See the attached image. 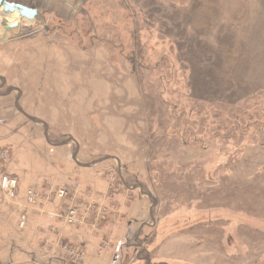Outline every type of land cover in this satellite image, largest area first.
Returning <instances> with one entry per match:
<instances>
[{
    "label": "rangeland",
    "instance_id": "374dc122",
    "mask_svg": "<svg viewBox=\"0 0 264 264\" xmlns=\"http://www.w3.org/2000/svg\"><path fill=\"white\" fill-rule=\"evenodd\" d=\"M77 1L78 16L47 4L60 13L0 20V172L82 187L83 224L56 221L54 239L28 213L21 231L85 248L81 264L125 262L147 234L157 261L264 264V0ZM70 137L80 163L120 168L50 144ZM130 221L142 232L119 251Z\"/></svg>",
    "mask_w": 264,
    "mask_h": 264
},
{
    "label": "built area",
    "instance_id": "2783aa9c",
    "mask_svg": "<svg viewBox=\"0 0 264 264\" xmlns=\"http://www.w3.org/2000/svg\"><path fill=\"white\" fill-rule=\"evenodd\" d=\"M80 188L82 189L79 182L56 189L47 187L45 188L46 193L28 188L22 195L18 178L7 172H0V205L9 206L11 209L17 208L19 211L18 226L21 230L26 229L28 213L33 211L39 218H46L54 223L49 230L56 235L58 233L56 232L58 230L55 225L56 221L69 226H79L84 223L79 202ZM54 203L59 204L56 210L50 209ZM57 245L58 249L61 248L67 255L66 259L75 264H79L86 256L85 248L76 245L68 248L66 244L59 245V243Z\"/></svg>",
    "mask_w": 264,
    "mask_h": 264
},
{
    "label": "crops",
    "instance_id": "0c3cea01",
    "mask_svg": "<svg viewBox=\"0 0 264 264\" xmlns=\"http://www.w3.org/2000/svg\"><path fill=\"white\" fill-rule=\"evenodd\" d=\"M23 190L24 191H21L22 195L26 189ZM16 210V207L11 209L9 206H6V208L2 207L0 210V264H54L55 261L60 262L64 256L61 255L58 247L55 245L50 246L49 244H44L43 241H41L42 236H39L40 239L38 240L41 243H31V232L21 231L18 226V215L15 214ZM8 211L10 212V215H4ZM30 213L35 214L33 211ZM36 219L38 220L37 214H35V222ZM13 220H16V224L12 229L11 224ZM47 224L49 225L50 222ZM52 224L54 223H51L50 226ZM36 228L41 232L38 225H36ZM42 233H44L46 237L47 235L52 236L54 239L57 237L50 232L49 228L44 229ZM82 262L83 260L79 264Z\"/></svg>",
    "mask_w": 264,
    "mask_h": 264
},
{
    "label": "water",
    "instance_id": "95a60500",
    "mask_svg": "<svg viewBox=\"0 0 264 264\" xmlns=\"http://www.w3.org/2000/svg\"><path fill=\"white\" fill-rule=\"evenodd\" d=\"M42 3L48 4V5H58L61 10L68 12L69 14L73 15V16H78L82 6L81 4L77 1V0H40ZM3 11L6 13H18V15L20 16L21 19H27L30 21H33L37 18L38 16V11L35 8L26 6V5H19V6H13L11 4H3ZM3 25H5L6 23L3 21L1 22ZM19 22H12L6 26L7 30L16 28L18 26ZM18 101L19 99L16 100L15 105L18 108L19 112L22 113L23 115H25L30 121H32L33 123L36 124H43L45 126L46 123L44 121H42L41 119L28 115L24 110H22L19 105H18ZM47 137V134H46ZM48 139V138H47ZM75 143L77 145V149L76 152L73 156V160L80 166V167H84V168H88L91 167L94 164H97L101 161H106V160H114L118 162L119 168L121 166L120 164V160L117 157L114 156H106L104 158L101 159V161L97 160L96 162H91V163H80L78 161V154L80 151V147L77 144V142L75 141L74 138L70 137L69 139L65 140L64 142L60 143V144H53L50 143L52 146L54 147H61L63 145H67L69 143ZM144 195H147L144 193ZM150 216L152 218V213H150ZM132 221L129 222V226H128V231L126 233V237H125V243L120 245L119 251H122L124 248L129 247L132 245V241H136L140 235V233L142 232V228L144 226V224L142 225V227H140L139 229L136 230V234H134V230L133 227L131 226ZM253 225H256L255 222H252ZM264 229V227H262Z\"/></svg>",
    "mask_w": 264,
    "mask_h": 264
},
{
    "label": "flooded vegetation",
    "instance_id": "af4514ba",
    "mask_svg": "<svg viewBox=\"0 0 264 264\" xmlns=\"http://www.w3.org/2000/svg\"><path fill=\"white\" fill-rule=\"evenodd\" d=\"M227 232V230H225ZM225 232V234H226ZM152 233V232H151ZM154 235V233H153ZM149 238V235H145V237H143L141 235V237L139 238L138 241L135 242L134 247L132 248L133 250H136L134 253V256L132 258L129 259V257L127 258V260H125V262L122 260V258L117 259L116 262L114 264H116L118 262V264H210L209 262H198L197 260H195V255L191 256L189 258H183V257H176L173 256L172 258H160V260H155L154 256L152 254V249H150L153 245L152 242V238L153 236ZM227 240V238H225V241ZM232 246V245H231ZM229 247V246H227ZM233 248V247H232ZM236 250L240 251L239 255L242 256L243 254V246L241 247H236ZM242 251V252H241ZM135 257V258H134ZM129 259V260H128Z\"/></svg>",
    "mask_w": 264,
    "mask_h": 264
},
{
    "label": "bare ground",
    "instance_id": "6f19581e",
    "mask_svg": "<svg viewBox=\"0 0 264 264\" xmlns=\"http://www.w3.org/2000/svg\"><path fill=\"white\" fill-rule=\"evenodd\" d=\"M1 1H3L2 4H5V3L6 4L21 3L23 5L35 8V9H37V11L38 10L39 11H48V12L51 11L47 4H43V3L39 2L38 0H1ZM51 12H53L55 14L60 13V12H57L56 10H52ZM1 16H0V20L4 17L5 21H9L10 23L19 21L18 13H13V14L7 13L6 15H1Z\"/></svg>",
    "mask_w": 264,
    "mask_h": 264
},
{
    "label": "trees",
    "instance_id": "16d2710c",
    "mask_svg": "<svg viewBox=\"0 0 264 264\" xmlns=\"http://www.w3.org/2000/svg\"><path fill=\"white\" fill-rule=\"evenodd\" d=\"M133 58L135 59V58H139V57H138V55H137V57L134 55ZM20 187H21V191H24L21 183H20Z\"/></svg>",
    "mask_w": 264,
    "mask_h": 264
}]
</instances>
